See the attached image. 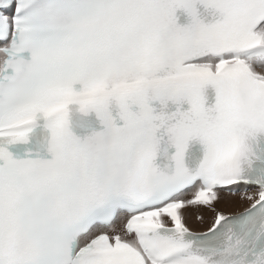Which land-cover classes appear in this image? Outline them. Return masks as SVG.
<instances>
[{"label":"snow or ice","instance_id":"snow-or-ice-1","mask_svg":"<svg viewBox=\"0 0 264 264\" xmlns=\"http://www.w3.org/2000/svg\"><path fill=\"white\" fill-rule=\"evenodd\" d=\"M0 264H264V0H0Z\"/></svg>","mask_w":264,"mask_h":264},{"label":"bare ground","instance_id":"bare-ground-1","mask_svg":"<svg viewBox=\"0 0 264 264\" xmlns=\"http://www.w3.org/2000/svg\"><path fill=\"white\" fill-rule=\"evenodd\" d=\"M243 205L240 204H236L235 206L231 207L228 209V211L232 214L236 213V212H240L243 211Z\"/></svg>","mask_w":264,"mask_h":264}]
</instances>
